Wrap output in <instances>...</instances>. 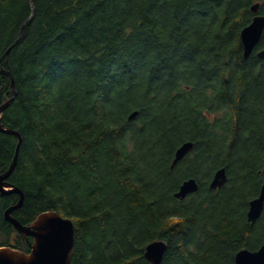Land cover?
Instances as JSON below:
<instances>
[{"label": "trees", "instance_id": "1", "mask_svg": "<svg viewBox=\"0 0 264 264\" xmlns=\"http://www.w3.org/2000/svg\"><path fill=\"white\" fill-rule=\"evenodd\" d=\"M32 1L26 23L31 0H0V70L17 91L3 123L22 136L13 215L72 218V264H152L155 239L168 245L161 264H235L264 245V210L247 219L264 183V102L252 98L264 93V33L247 58L240 37L264 0ZM12 95L0 72V106ZM219 111L226 122L205 115ZM17 143L0 131V172ZM221 166L228 180L212 189ZM189 177L198 191L175 197ZM19 198L0 195V246L29 251L4 216Z\"/></svg>", "mask_w": 264, "mask_h": 264}, {"label": "water", "instance_id": "2", "mask_svg": "<svg viewBox=\"0 0 264 264\" xmlns=\"http://www.w3.org/2000/svg\"><path fill=\"white\" fill-rule=\"evenodd\" d=\"M32 14L28 21L35 14V6L31 0ZM260 3L252 5V10L258 12ZM28 21L26 23H28ZM26 23L22 26L21 34ZM264 33V14H256L250 24L245 26L241 33V41L243 44V55L247 58L255 49ZM20 34V35H21ZM19 35V36H20ZM20 38L16 40L18 42ZM14 43V44H15ZM13 44V45H14ZM12 45V46H13ZM12 46L6 51L7 57ZM259 57H264V48L258 53ZM2 59L0 60L1 63ZM1 73L8 74L11 77V87L13 95L9 97L0 106V131L13 134L18 138V143L15 149L14 157L9 164V167L0 172V195H8L18 193L20 195L17 203L9 206L4 216L7 221L14 225L22 235L32 237L31 251L26 252L20 249H15L10 246L0 247V264H72L73 256L76 247L75 224L72 218L61 215L56 210H48L38 215L31 223L24 224L13 215V211L22 206L24 201V192L20 186L12 183L9 178L17 165L20 143L22 136L19 131L14 130L3 123V112L14 99L17 94L15 88V78L11 68L1 69ZM139 111H133L129 118L137 117ZM194 142L189 140L182 143L176 150L173 165L182 160L185 155L193 148ZM228 180L227 168L221 166L216 169L210 188H221ZM199 189V182L195 177H189L182 182L179 190L175 192L178 198H186ZM264 210V183L261 186L258 196L250 200L247 219L252 224L259 219ZM167 243L163 239H156L146 245L144 256L152 264H161L164 254L167 250ZM235 264H264V245L260 248L251 250L247 247L241 248L235 255Z\"/></svg>", "mask_w": 264, "mask_h": 264}, {"label": "rangeland", "instance_id": "3", "mask_svg": "<svg viewBox=\"0 0 264 264\" xmlns=\"http://www.w3.org/2000/svg\"><path fill=\"white\" fill-rule=\"evenodd\" d=\"M252 98L254 100V103L260 104V103L264 102V93H262V92L256 93V94L255 93H252ZM248 108H250V107H248ZM220 114H222V111L221 112H217V113H214V112H207V113H205V115L207 116V118L211 122H215V121H218L219 123L226 122L227 121L226 117L224 115H220ZM219 116H221V117H219ZM219 129L221 130V128H219Z\"/></svg>", "mask_w": 264, "mask_h": 264}, {"label": "bare ground", "instance_id": "4", "mask_svg": "<svg viewBox=\"0 0 264 264\" xmlns=\"http://www.w3.org/2000/svg\"><path fill=\"white\" fill-rule=\"evenodd\" d=\"M5 75V74H4ZM7 100V99H6ZM11 177V176H10Z\"/></svg>", "mask_w": 264, "mask_h": 264}, {"label": "flooded vegetation", "instance_id": "5", "mask_svg": "<svg viewBox=\"0 0 264 264\" xmlns=\"http://www.w3.org/2000/svg\"><path fill=\"white\" fill-rule=\"evenodd\" d=\"M32 240V238H30Z\"/></svg>", "mask_w": 264, "mask_h": 264}]
</instances>
